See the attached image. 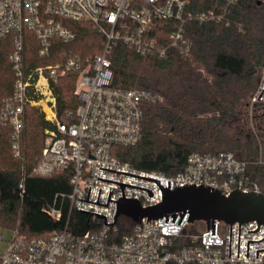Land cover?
<instances>
[{"label": "built area", "instance_id": "1", "mask_svg": "<svg viewBox=\"0 0 264 264\" xmlns=\"http://www.w3.org/2000/svg\"><path fill=\"white\" fill-rule=\"evenodd\" d=\"M257 1L264 12V0ZM187 4L188 0H0V40L11 36L8 59L15 74L13 94L4 100L0 122L12 126L14 154H19L24 106H36L51 124L45 129L42 154H54L63 168L70 163L74 166L70 177L72 189L68 194L71 206L106 216L105 220L104 216L87 212L92 220L91 229L80 235H73L66 226L47 237L28 238L12 229L11 237L5 239L0 232V247L3 244L0 264H264V249L255 257L256 249L264 247L263 223H259L256 232H247L257 227L256 221L239 224L238 256V222L232 223L229 255L230 224L219 220H214V234L205 223L202 229L191 230L186 215L179 221V214L174 222L173 216H168L167 221L166 216L142 218L137 223L119 216L114 222L116 201L108 200V194L110 190L109 198L117 200L121 186L97 178L150 189L151 196L146 189L123 186L124 197H136L142 206L162 199V191L155 181L100 167L159 179V184L166 187L170 181L171 188L193 183L210 185L225 195L234 188L261 191L258 182L250 178L249 170L251 163L264 170L263 151L253 161L229 150L192 152L183 169L170 175L137 169L113 155L114 146H133L141 139L143 104L156 102L161 97L145 89L113 87L106 56L108 46L123 41L141 55L157 56H164L167 47H171L187 56L190 44L185 35V22H225V0H217L204 10H188ZM66 20L90 21L106 38L103 52L85 61L76 56L56 64L25 67L24 33L31 32L38 53L47 55L53 38L63 42L75 38ZM162 20L172 22L168 43L160 33ZM68 72L76 75L73 93L78 104L73 111H66L63 114L66 119L61 120L57 116L53 83L59 75ZM263 87L264 60L259 81L249 99L250 106H264ZM99 188L98 202L106 204L108 200L107 206L79 200L87 198L96 202ZM44 211L55 220L61 217L60 208L54 204ZM120 218H126L128 230L116 236ZM247 240H259L248 241V257Z\"/></svg>", "mask_w": 264, "mask_h": 264}, {"label": "trees", "instance_id": "2", "mask_svg": "<svg viewBox=\"0 0 264 264\" xmlns=\"http://www.w3.org/2000/svg\"><path fill=\"white\" fill-rule=\"evenodd\" d=\"M216 2L188 0L187 5L188 10H204ZM263 13L257 0H225V22L187 20V56L171 47L164 56L141 55L123 41L111 43L106 52L111 85L124 90L145 89L161 97L143 104L141 139L133 146H114L113 155L137 169L165 175L183 169L192 152L229 150L240 158L255 160L264 136L259 130L258 135L246 131L243 125L249 117L257 119L264 113L258 112V107L250 109L249 104L264 60ZM65 23L75 38L69 42L53 38L47 55L38 53L31 32L24 33L25 67L56 64L76 56L85 61L103 52L106 38L90 21ZM159 24L168 43L172 22L162 20ZM11 49V36L0 40V112L4 100L13 94L15 74L8 59ZM75 78L74 72H68L53 83L61 120L78 104L73 93ZM22 118L18 155L14 154L12 126L0 122V228L16 229L28 238L47 237L64 226L73 235L91 229V217L72 207L68 197L73 164L63 168L54 154H42L45 129L51 124L38 107L29 104L24 106ZM237 121L242 125L234 126ZM249 176L264 192L263 168L251 163ZM53 204L61 210L58 220L44 211ZM127 230L120 223L116 236Z\"/></svg>", "mask_w": 264, "mask_h": 264}, {"label": "water", "instance_id": "3", "mask_svg": "<svg viewBox=\"0 0 264 264\" xmlns=\"http://www.w3.org/2000/svg\"><path fill=\"white\" fill-rule=\"evenodd\" d=\"M259 3V1H257ZM264 88V87H263ZM263 90V89H262ZM261 93V92H260ZM260 95V94H259ZM258 104H254L256 107ZM100 167V166H99ZM108 170H113L137 177H142L155 181L162 191V199L155 204L142 206L136 197H124L123 186L129 185L133 187L146 189L148 194L151 196L153 193L150 189L113 181L105 178L97 177L98 179L115 182L121 186V196L117 200L109 198L111 191L109 190L108 200L116 201V212L113 216L115 218L119 216H125L132 222H140L142 218L157 219L163 216L167 221L168 216H173L172 221L174 222L177 214L181 217L186 215V221L189 223L191 230L195 229V223L202 221L206 224L207 229L211 227V233L214 234L215 221L219 220L224 223L230 224V241H229V255H230V243H231V224L238 222V242H237V256H238V243H239V224L249 221H256L257 227L247 232H256L259 229V223L264 224V192L263 191H242L239 188H234L232 191L225 195L220 190L206 184L195 185L193 183H184V185L170 187V181H168V187L159 184V179L152 177H144L124 171L114 170L110 168L100 167ZM90 188V185H89ZM101 188H99L96 202L89 201L86 199L79 198V200L92 202L107 206L106 204L99 203L98 198ZM89 192V190H88ZM88 197V194H87ZM99 217L106 216L101 213L91 212ZM178 221V223H179ZM107 223L106 224H112ZM262 237L261 239H263ZM259 239V240H261ZM259 240H247L246 257H248V241H259ZM263 248L256 249L255 257L257 253Z\"/></svg>", "mask_w": 264, "mask_h": 264}, {"label": "rangeland", "instance_id": "4", "mask_svg": "<svg viewBox=\"0 0 264 264\" xmlns=\"http://www.w3.org/2000/svg\"><path fill=\"white\" fill-rule=\"evenodd\" d=\"M257 107L259 108L258 112H262V110H264V107H261V106H257ZM251 108H256V107L250 106V109ZM249 118L250 119H248V123L243 125L244 128L246 129V131H250V132L258 135V132H259L258 131L259 130L258 125H261L260 121L258 119H254L252 117H249ZM236 125L241 126L242 123H240L238 121L234 122V126H236ZM232 129H234V127H232L231 130ZM259 141H260V144H261L260 145V151L264 152V148L262 147V142H261V140H259ZM120 223H124L126 226H128L127 225L128 221H126L124 218H120ZM203 227H204V222L197 221L195 223V229L199 230V229H202ZM0 232L3 234V237L5 239H9L11 237V235L13 234L12 230L8 229V228H0ZM2 248H3V244L1 245L0 249H2Z\"/></svg>", "mask_w": 264, "mask_h": 264}, {"label": "flooded vegetation", "instance_id": "5", "mask_svg": "<svg viewBox=\"0 0 264 264\" xmlns=\"http://www.w3.org/2000/svg\"><path fill=\"white\" fill-rule=\"evenodd\" d=\"M264 107V106H263ZM259 121H260V123H261V125H258V127H259V131H260V133L261 134H263V136H264V113H262V114H260L258 117H256ZM263 147H264V141H263Z\"/></svg>", "mask_w": 264, "mask_h": 264}]
</instances>
